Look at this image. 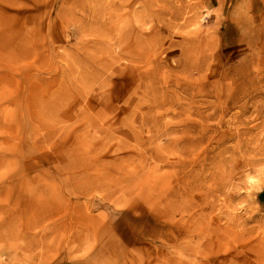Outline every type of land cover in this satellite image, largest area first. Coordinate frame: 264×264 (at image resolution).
Wrapping results in <instances>:
<instances>
[{"label": "rangeland", "instance_id": "374dc122", "mask_svg": "<svg viewBox=\"0 0 264 264\" xmlns=\"http://www.w3.org/2000/svg\"><path fill=\"white\" fill-rule=\"evenodd\" d=\"M264 0H0V264H264Z\"/></svg>", "mask_w": 264, "mask_h": 264}, {"label": "crops", "instance_id": "0c3cea01", "mask_svg": "<svg viewBox=\"0 0 264 264\" xmlns=\"http://www.w3.org/2000/svg\"><path fill=\"white\" fill-rule=\"evenodd\" d=\"M260 200L262 201V202H264V192H262L261 194H260Z\"/></svg>", "mask_w": 264, "mask_h": 264}]
</instances>
